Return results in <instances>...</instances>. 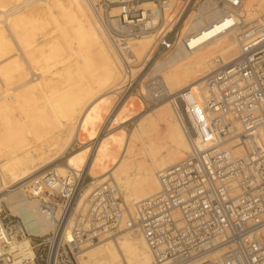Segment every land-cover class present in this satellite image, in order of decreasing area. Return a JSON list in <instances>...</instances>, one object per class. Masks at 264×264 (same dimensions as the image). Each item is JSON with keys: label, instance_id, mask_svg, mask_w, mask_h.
<instances>
[{"label": "built area", "instance_id": "1", "mask_svg": "<svg viewBox=\"0 0 264 264\" xmlns=\"http://www.w3.org/2000/svg\"><path fill=\"white\" fill-rule=\"evenodd\" d=\"M205 1L92 4L122 63L119 100L140 88L146 104L170 102L188 151L159 175L158 192L137 203L135 216L108 184L94 188L85 213L75 215L84 172H48L30 185L29 194L54 211L59 207L53 201L60 202L59 222L35 243L37 236L19 217L0 209V264H79L83 245L121 229L141 234L152 264H264V14L250 18L244 0H213L237 17L238 53L227 63L218 59L205 74L206 95L187 89L174 96L161 76H143L180 43L188 44L184 29ZM147 36L153 40L149 57L137 62L130 43ZM15 235L31 238L33 259L8 253Z\"/></svg>", "mask_w": 264, "mask_h": 264}, {"label": "bare ground", "instance_id": "2", "mask_svg": "<svg viewBox=\"0 0 264 264\" xmlns=\"http://www.w3.org/2000/svg\"><path fill=\"white\" fill-rule=\"evenodd\" d=\"M97 1L0 0V197L17 196L14 201L18 202H11L8 211L22 220L31 235L41 236L52 230L62 210L59 207L54 211L46 203L29 199L23 189L27 183L38 182L50 171L60 177L84 172L90 163L88 174L98 184L113 186L127 213L135 216L137 203L158 192L159 175L176 166L188 151L177 113L165 100L152 114L130 115L140 118L125 142L123 133L111 135L108 144L122 150L118 162L104 154L106 139L100 132L83 169L50 165L65 152L80 128L84 100L100 86L114 83L115 88L123 81L121 60L92 9ZM244 5L252 19L264 14V0H244ZM144 6L152 8L150 3ZM207 19H211L209 24ZM236 23V15L213 0L205 1L184 29L183 34L190 35L188 44L180 43L164 58L169 57L173 69L158 73L154 68L159 60L151 75L161 76L174 96L187 89L201 97L206 95L204 77L215 69L217 60L209 61L216 56L227 63L237 56ZM151 43L150 36L130 43L137 62L149 57ZM179 51L178 56L170 57ZM116 130L121 132L122 128ZM46 168L49 171H44ZM93 190L90 186L82 193L75 215L85 213ZM117 232L83 245L79 264H152L139 232ZM8 251L21 261L35 257L28 236L15 235Z\"/></svg>", "mask_w": 264, "mask_h": 264}, {"label": "rangeland", "instance_id": "3", "mask_svg": "<svg viewBox=\"0 0 264 264\" xmlns=\"http://www.w3.org/2000/svg\"><path fill=\"white\" fill-rule=\"evenodd\" d=\"M196 12L188 20L187 23L195 19ZM262 13H264V11L261 12V14ZM209 21H211V19H207L206 23L209 24ZM149 47H151V45ZM180 52L181 51L176 52L170 57L178 56ZM168 59L169 57L166 60H164V58L161 59L160 63L157 64L154 70L157 69L158 73H165L167 71H171L173 69V66L168 61ZM218 59L219 57L215 56L213 59L209 61V64L214 63V61ZM150 68L151 66L146 68V70L143 73V76H145L148 72H150ZM31 77L37 78V76L34 77L33 74H31ZM0 84H1L0 86H2L0 87L1 89L3 88V84L1 83V81ZM113 84L114 83L110 85H103L98 87L94 92L91 93V95L88 98L84 100V102H86V105L82 110V112L80 113V121H81L80 128L76 133L73 134V137L70 140V145L65 150V152L50 165L58 164L60 166H66V167L69 166L70 168H75V167L82 168L83 167L82 165L85 163V160L87 163L88 162L87 159H90L89 157L94 149L93 147L95 143V137L100 132L103 135H105L104 137L106 139L103 142L104 154L109 155L114 163L118 162L122 158V150L121 147L115 144H111V145L108 144L111 135L114 134L120 135V133H123L124 135L123 141L125 142L127 136H129L133 132L140 118V116L131 118L130 116L131 114H142V115L152 114L162 103H165L162 101L159 103L156 102L153 104H146L142 99L140 88H138L136 91L129 92L127 95H125L123 99L119 100L118 90L116 92H111V90L115 88H119L120 83L115 88H113ZM14 86H17L16 83L14 84ZM118 127L122 128L121 132L116 130ZM110 128L112 129L108 130ZM160 133L161 136L164 134L163 127L161 128ZM49 169L50 168H46L44 171H49ZM89 169H90V163L86 164L85 166L84 176L86 177V179H85V188L83 190L84 191L83 195L86 189L89 188L90 186L92 187L93 190L94 188L101 185L95 182V180L88 174ZM103 172L107 173L108 171L103 170ZM31 184L32 182L27 183L25 187H23V189L26 191V195H28V198L34 200L35 198L30 197L29 194L30 192L29 188ZM7 196L0 197V199H2L1 209L3 213L10 214V212L8 211V208H10L11 205L10 203L11 202L17 203L18 201L17 200L14 201V198L17 197L16 195L11 194V196L10 195L9 197ZM53 203H55L56 205L55 208L62 206L60 202L53 201ZM84 203H85V199H84ZM50 231L51 230L48 231L46 230L44 233L47 234ZM44 233L43 235H45ZM117 233L120 232L116 231L110 234L115 235ZM36 239L37 241L35 243H37L38 240L40 239V235L39 236L37 235Z\"/></svg>", "mask_w": 264, "mask_h": 264}]
</instances>
